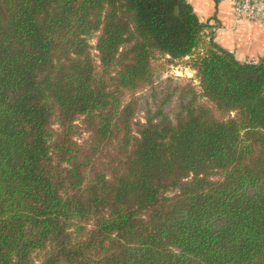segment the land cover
<instances>
[{"label": "trees", "instance_id": "16d2710c", "mask_svg": "<svg viewBox=\"0 0 264 264\" xmlns=\"http://www.w3.org/2000/svg\"><path fill=\"white\" fill-rule=\"evenodd\" d=\"M0 264H264V63L187 0H0Z\"/></svg>", "mask_w": 264, "mask_h": 264}, {"label": "crops", "instance_id": "0c3cea01", "mask_svg": "<svg viewBox=\"0 0 264 264\" xmlns=\"http://www.w3.org/2000/svg\"><path fill=\"white\" fill-rule=\"evenodd\" d=\"M202 21L214 26L215 40L241 62L264 63V21L241 18L235 0H187ZM264 8V0H256Z\"/></svg>", "mask_w": 264, "mask_h": 264}, {"label": "built area", "instance_id": "2783aa9c", "mask_svg": "<svg viewBox=\"0 0 264 264\" xmlns=\"http://www.w3.org/2000/svg\"><path fill=\"white\" fill-rule=\"evenodd\" d=\"M235 12L238 17L264 21V8L256 0H235Z\"/></svg>", "mask_w": 264, "mask_h": 264}, {"label": "rangeland", "instance_id": "374dc122", "mask_svg": "<svg viewBox=\"0 0 264 264\" xmlns=\"http://www.w3.org/2000/svg\"><path fill=\"white\" fill-rule=\"evenodd\" d=\"M92 43L94 44L95 41L92 40ZM165 71L162 72V75L166 77L167 75H172V76H181V77H192L194 72L186 67L184 62H179L175 63L172 65L165 66ZM86 137V134H84L81 138L80 141H83L84 138Z\"/></svg>", "mask_w": 264, "mask_h": 264}]
</instances>
